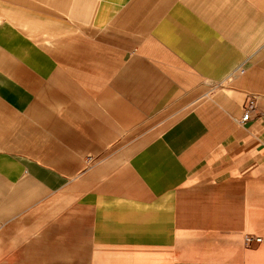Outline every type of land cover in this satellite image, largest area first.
<instances>
[{"label": "crops", "instance_id": "crops-1", "mask_svg": "<svg viewBox=\"0 0 264 264\" xmlns=\"http://www.w3.org/2000/svg\"><path fill=\"white\" fill-rule=\"evenodd\" d=\"M0 264H264V0H0Z\"/></svg>", "mask_w": 264, "mask_h": 264}, {"label": "built area", "instance_id": "built-area-1", "mask_svg": "<svg viewBox=\"0 0 264 264\" xmlns=\"http://www.w3.org/2000/svg\"><path fill=\"white\" fill-rule=\"evenodd\" d=\"M253 105H254V101H251L250 102V106L248 107V109L246 110V113L244 114V116H243V118H242V121H246V120H248L249 118H250V116H251V110H252V108H253ZM258 241H260L261 240V238H256Z\"/></svg>", "mask_w": 264, "mask_h": 264}]
</instances>
